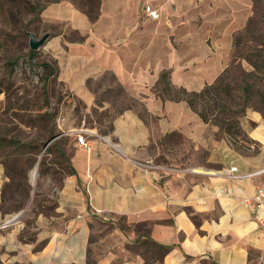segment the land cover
<instances>
[{
  "label": "crops",
  "instance_id": "obj_1",
  "mask_svg": "<svg viewBox=\"0 0 264 264\" xmlns=\"http://www.w3.org/2000/svg\"><path fill=\"white\" fill-rule=\"evenodd\" d=\"M37 1L47 48L86 104L85 122L68 126L70 172L47 191L54 210L36 215L33 240L2 208L9 179L0 163V264H264L263 209L247 203L264 188V114L242 122L250 143L241 150L170 96L220 79L254 0H88L93 18L83 0ZM112 85L133 105L97 106Z\"/></svg>",
  "mask_w": 264,
  "mask_h": 264
},
{
  "label": "rangeland",
  "instance_id": "obj_2",
  "mask_svg": "<svg viewBox=\"0 0 264 264\" xmlns=\"http://www.w3.org/2000/svg\"><path fill=\"white\" fill-rule=\"evenodd\" d=\"M88 2L83 0L79 6H96L94 1ZM42 6L37 0H0V135L38 147L37 151L25 148L26 152L34 153L20 160L14 168L15 181L4 187L7 206L14 210L24 202L25 187L20 186L23 185L21 178L28 176L29 200L35 198L34 204L9 214L11 218L19 215L17 220L25 226L23 238L29 241L36 234V215L53 213L54 199L47 191L60 187L70 172L65 151L69 144H74L75 133L68 135V126H84L86 114L84 101L75 98L60 80L62 69L57 65V53L47 48L51 37L43 48L30 49V34L41 39L48 33L39 18ZM215 85L221 105L208 123L219 128L218 137L226 136L243 150L250 141L242 122L249 113L264 114V0H254V16L236 38L232 64ZM112 86L107 101L98 99L97 106L103 102L118 109L133 105L129 93L121 91L119 85ZM161 87L164 89L165 85ZM170 96L174 101L182 97L187 100L177 89ZM92 114L98 121L108 118L106 114L89 112L88 119ZM43 115H51V120L43 121ZM13 149L1 152L0 156ZM33 170L37 173L35 179ZM48 178L51 179L49 187L46 186Z\"/></svg>",
  "mask_w": 264,
  "mask_h": 264
},
{
  "label": "trees",
  "instance_id": "obj_3",
  "mask_svg": "<svg viewBox=\"0 0 264 264\" xmlns=\"http://www.w3.org/2000/svg\"><path fill=\"white\" fill-rule=\"evenodd\" d=\"M47 2L49 1H59V0H46ZM89 4V3H88ZM97 6V4H96ZM95 6V7H96ZM95 7H91L89 8V14L90 16L93 18L95 16L94 11H95ZM43 8V7H42ZM39 11L41 13L42 11ZM34 53V52H32ZM216 85H209L206 86L202 91L200 92H187L186 90H180L183 94H185L187 96V100L184 99V97H182L181 99L179 98L178 100H186L188 102V104L190 105V107L200 116V118L205 122L208 123L210 122V116L212 114H214V112H216V108L219 107L221 105V103L219 104L220 100H219V95H217V90H216ZM2 93V91H1ZM51 120V115H43V121H50ZM14 148L13 150H11L9 153H7L5 156L1 157L0 156V163L5 167V171H6V175L9 179L8 184L12 183L13 181H15V167L17 166V164L20 162V160H22L24 157L28 156V155H32L34 152H26L25 148H30L32 150H38V147L35 146L34 144L31 143H26V142H22L18 139L15 138H8L7 136H1L0 135V153L1 152H5L8 149ZM37 154V153H36ZM21 182L23 183V185H20L22 187H25L24 190V202H21V204L19 205V207H17L14 210H9L8 206H7V199L5 196L6 191H3V209L4 212L7 213H12L14 211H21L23 209H25V207L27 206V203L29 201V197H30V192H31V188L30 185L28 183V176L25 174L23 175V177L21 178Z\"/></svg>",
  "mask_w": 264,
  "mask_h": 264
},
{
  "label": "built area",
  "instance_id": "obj_4",
  "mask_svg": "<svg viewBox=\"0 0 264 264\" xmlns=\"http://www.w3.org/2000/svg\"><path fill=\"white\" fill-rule=\"evenodd\" d=\"M144 11L148 14V16L153 20H159L160 13L153 9L150 5H145ZM76 140L79 146L89 149V145L86 139V136L83 133H78L76 135ZM232 173L237 172V169L233 167L231 169ZM248 176H234L233 178L243 179ZM248 204H250L255 209H263V214L259 219V227L264 231V188L257 189L256 194L251 200L247 201Z\"/></svg>",
  "mask_w": 264,
  "mask_h": 264
},
{
  "label": "water",
  "instance_id": "obj_5",
  "mask_svg": "<svg viewBox=\"0 0 264 264\" xmlns=\"http://www.w3.org/2000/svg\"><path fill=\"white\" fill-rule=\"evenodd\" d=\"M49 38V35L43 36L41 39H38L34 34H30V49L32 51H37L41 48H43ZM19 215H17L14 219L18 218Z\"/></svg>",
  "mask_w": 264,
  "mask_h": 264
},
{
  "label": "bare ground",
  "instance_id": "obj_6",
  "mask_svg": "<svg viewBox=\"0 0 264 264\" xmlns=\"http://www.w3.org/2000/svg\"><path fill=\"white\" fill-rule=\"evenodd\" d=\"M32 177H33V179H35V178L37 177V173H36V171H34V170H33V172H32Z\"/></svg>",
  "mask_w": 264,
  "mask_h": 264
}]
</instances>
